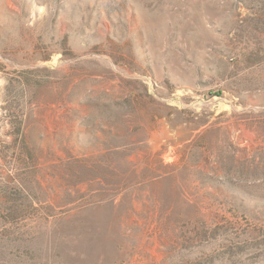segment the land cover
<instances>
[{
	"label": "rangeland",
	"instance_id": "rangeland-1",
	"mask_svg": "<svg viewBox=\"0 0 264 264\" xmlns=\"http://www.w3.org/2000/svg\"><path fill=\"white\" fill-rule=\"evenodd\" d=\"M0 264H264V0H0Z\"/></svg>",
	"mask_w": 264,
	"mask_h": 264
}]
</instances>
